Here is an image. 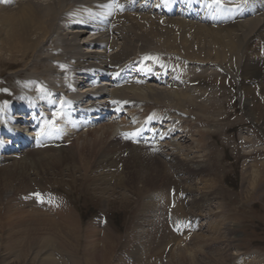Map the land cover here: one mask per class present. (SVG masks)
<instances>
[{
	"label": "bare ground",
	"instance_id": "bare-ground-1",
	"mask_svg": "<svg viewBox=\"0 0 264 264\" xmlns=\"http://www.w3.org/2000/svg\"><path fill=\"white\" fill-rule=\"evenodd\" d=\"M177 8L178 16L172 17ZM90 33L96 37L87 39ZM152 46L178 54L184 72L167 67L157 70L149 62H142ZM32 52L38 54L43 71L22 86L19 107L0 106V183L5 193L2 207L10 198L26 192L20 176L30 167L57 165L72 175L81 169L84 154L95 153L96 164L89 167L95 174L91 184L99 181L105 190L120 188L136 196L147 195L144 208L150 207L151 211L143 218H151L153 234L142 249L146 255L138 248L132 251L136 263L151 264L149 254L154 257V250L159 249L162 255L169 245L175 246L177 237L192 241L196 251L204 248V261L208 260L207 250L212 246L194 234L201 217L196 211L218 199L219 192L207 153L206 140L211 131L203 123H211L215 104L220 106L215 95L221 77L235 71L242 86V103L246 100L244 111L254 119L259 113L264 130V0L0 2V64L1 60L15 61L18 56L25 59ZM131 69L140 74L139 79L129 75ZM84 75L90 76L92 87H100L78 92ZM98 79L109 83H99ZM253 86L263 93L259 99L262 102L253 99ZM74 98H78L76 102ZM252 101L255 105L251 109ZM13 110L18 115H12ZM176 111L192 118V122L177 117ZM123 115L127 119L121 120ZM221 116L219 113L216 117ZM35 118L40 122L37 127ZM243 139L245 144L251 141L249 137ZM188 143L191 150L184 147ZM243 179L247 184L245 199L253 201L264 191V161L247 168ZM199 180L211 182L207 192L199 193ZM34 200L37 198L16 201L23 209L34 206ZM17 206L9 203L4 211L16 210ZM55 213L44 212V219L51 220ZM73 220L72 215L65 216L58 223L66 241L75 237L77 225L68 231ZM145 223L148 226L150 222ZM208 224L213 234L223 231L211 241L222 239L226 248L209 255L206 264H264L263 257L245 263L237 251L230 253L238 250L234 226ZM99 225L97 220L96 227L86 233L88 246H84L83 259L68 262L63 256L54 259L52 255L45 264H81V260L82 264H111L115 255H110L115 249L112 237L106 234L101 239ZM50 246L46 242L44 256L51 254L47 249ZM196 251L189 255L181 251L174 255L172 251L171 264H204ZM113 263L126 264L120 257Z\"/></svg>",
	"mask_w": 264,
	"mask_h": 264
},
{
	"label": "rangeland",
	"instance_id": "rangeland-1",
	"mask_svg": "<svg viewBox=\"0 0 264 264\" xmlns=\"http://www.w3.org/2000/svg\"><path fill=\"white\" fill-rule=\"evenodd\" d=\"M92 36V34H88L87 39H91ZM149 49L145 55L146 57H144L150 58L151 61L154 60V62H149V64L154 65V68L158 67L156 68L157 70H160L159 63L162 62L165 65L164 69H173L171 67L178 65L180 71L184 72L180 63L183 61L178 54H174L172 51L159 46H152ZM37 56L38 54L32 52L25 59L18 56L15 61L1 60V107L11 108L20 105L18 104V97L22 86L26 85L29 78H34L37 73L43 71V67L39 64L41 61ZM157 59H159V62H156ZM68 62L69 64L73 63L72 61ZM227 73L223 74L218 83V94L215 95V98L219 99L220 106L218 108L215 104L216 107L213 109L215 111H212V115H210L214 120L209 124L203 123L205 124L203 127L211 131V135L206 140L208 141L207 144H209L207 145V153H209V163L213 173L212 178H214V183H216L215 186L219 196L218 199L214 200L215 202L212 201L208 205L205 204L204 208L196 211V214L201 215V217H199V222L196 224L197 229L194 234L205 240L208 246H212L207 250L209 255H211L215 251L225 250L226 245L220 241L222 239L217 243L211 241L218 238L220 233L222 235L223 231L217 234L211 233L208 223L223 222L222 228L226 224L234 226L237 231L235 249L237 248L238 250H232L230 253L237 251L238 258L248 263L256 261L254 260L256 257L264 258V191L258 193L253 201H247L244 195L247 184L243 179L247 168L250 169L256 162L264 161V151L258 155L247 157L248 154L264 150V130L261 123L263 119H260L259 113L257 118H255L256 120L245 113L246 100L242 103L240 94L242 86L239 85L240 81L238 80L237 82L236 80L238 73L235 71ZM76 89L79 91L82 90V87ZM261 96L263 97V93L260 92L259 87L255 86L253 97L255 102H258ZM253 105H255L254 101H252L249 108L252 109ZM219 113L223 116L217 118L216 116ZM175 115L187 122H192V118L184 116L178 111H176ZM224 116L228 117L225 118ZM124 118H126V115L122 119ZM178 136L180 135L175 136L176 140ZM244 136L249 137L251 141L245 144ZM175 143L177 144L178 141ZM185 146L186 149H192V146L187 147L190 146L189 143L184 144ZM33 160H37L34 163H39L38 159ZM85 162L88 164L86 165ZM80 164L81 169L72 175L65 170L62 171L57 165L41 164L30 167L20 176V180L25 184L24 187L27 188L26 192L24 191L22 194L10 198L4 202L5 206L3 207L2 203L5 199V193L2 191L3 184L0 183V264H45L46 261L51 259L52 255L54 259H61L63 256L68 262L73 258L76 261L83 259L86 249L84 246H88L85 239L86 233L90 228L96 227L94 223L97 220H100L98 228L101 232L100 238L102 239L106 234L112 237L115 249L110 252V255H115L110 263L114 264L113 261L120 257L124 259L126 264H139L133 259L132 251L138 248L141 250L139 251L140 253H144L142 249L145 248L144 245L148 241L152 240L153 234L151 218H143L145 213L151 211L150 207L144 208V204L147 203V195L136 196L132 191L120 188H115L112 191L105 190L101 187V182L99 181L97 185L91 184L90 180L95 179V174L90 173L89 167L96 164L95 153L84 154ZM206 183H202L200 180L196 182L199 193L209 190L211 182L209 183L210 185L208 183L206 185ZM111 185L113 187L115 183L112 182ZM34 197L37 198V200H34V206L19 209V202L16 200L28 202ZM9 203L10 205H18L16 210L4 211V207L9 206ZM39 205H45L46 208ZM218 205L222 206V208L219 209ZM36 208L39 209L38 211L42 210L41 212L43 213L36 211ZM48 210L58 214L55 213L57 216L53 214L54 216L51 217L52 221L44 219V212ZM222 210H224L223 213H221ZM23 211L25 212L24 214L21 213ZM71 215L74 217L73 222L75 223L68 226V231L77 225L75 233L78 235L75 234V237L70 236L73 239L66 241L67 239L63 235L65 232H62V225L58 223L61 217H70ZM146 215L149 217V214ZM215 218L217 221L214 220ZM228 218L231 220L224 222V219ZM145 220L150 222L148 226H145ZM44 239L51 245L47 248L49 249L48 253H51L49 256H44V253H42L46 244V242H43ZM176 240L174 247L169 245L165 250H162V255L157 252L159 249L154 250V257L149 254L150 257L152 256L150 259L152 261L151 264H171L172 251H174V255L181 252L189 255L196 251L193 249V242L186 241L185 237H177ZM100 250H102V245H100ZM100 250L99 253H102L103 251ZM204 250L202 248L196 252L199 255V259L206 264L210 257H208L209 255L206 256L208 260L204 261V256L206 255ZM144 255L146 254L144 253ZM227 261L232 262L230 258ZM60 263L65 264L64 262Z\"/></svg>",
	"mask_w": 264,
	"mask_h": 264
},
{
	"label": "snow or ice",
	"instance_id": "snow-or-ice-1",
	"mask_svg": "<svg viewBox=\"0 0 264 264\" xmlns=\"http://www.w3.org/2000/svg\"><path fill=\"white\" fill-rule=\"evenodd\" d=\"M0 2H6V0H0ZM217 3H219V0H217ZM54 127V125H53ZM125 138H129L128 136H126ZM35 195H39V194H35Z\"/></svg>",
	"mask_w": 264,
	"mask_h": 264
}]
</instances>
